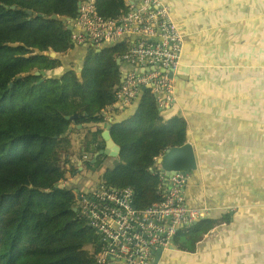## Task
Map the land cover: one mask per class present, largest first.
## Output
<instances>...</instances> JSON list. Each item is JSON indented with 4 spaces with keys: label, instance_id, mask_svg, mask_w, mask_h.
<instances>
[{
    "label": "trees",
    "instance_id": "16d2710c",
    "mask_svg": "<svg viewBox=\"0 0 264 264\" xmlns=\"http://www.w3.org/2000/svg\"><path fill=\"white\" fill-rule=\"evenodd\" d=\"M131 1L94 0V5L101 18L118 21ZM78 2L0 0V264H94L99 243L73 212L77 190L55 189L66 173L71 179L79 174L69 128L79 134L77 127H88L80 151L89 158L79 161L97 174L108 157L92 160L104 149L102 135L110 125L119 154L117 165L103 172L102 185L132 189L138 210L160 201L155 160L185 144V121L163 120L148 92L130 117L105 123L102 113L121 85L115 61L127 50L121 43L99 53L88 50L80 80L73 66L60 78L36 75L59 69L60 56L74 49L61 19L73 22ZM52 52L58 57L50 58ZM213 225L200 219L178 232L177 248L192 250L185 244L193 247Z\"/></svg>",
    "mask_w": 264,
    "mask_h": 264
},
{
    "label": "crops",
    "instance_id": "0c3cea01",
    "mask_svg": "<svg viewBox=\"0 0 264 264\" xmlns=\"http://www.w3.org/2000/svg\"><path fill=\"white\" fill-rule=\"evenodd\" d=\"M161 1L181 30L183 53L173 75L175 104L160 115L173 108L185 121L186 159H193L183 172L185 202L214 225L193 247L185 244L192 250L173 242L158 264H264V0ZM85 50L66 55L82 66ZM115 61L124 75L129 66ZM69 68L50 74L60 78ZM142 97L133 109L103 113L105 123L130 117ZM87 128L71 132L79 171L81 155L89 158L78 144ZM162 156L152 171L166 184L169 177L158 163ZM112 159L115 166L117 158ZM79 178L65 187H95L78 188Z\"/></svg>",
    "mask_w": 264,
    "mask_h": 264
},
{
    "label": "built area",
    "instance_id": "2783aa9c",
    "mask_svg": "<svg viewBox=\"0 0 264 264\" xmlns=\"http://www.w3.org/2000/svg\"><path fill=\"white\" fill-rule=\"evenodd\" d=\"M68 24L74 48L127 46L117 61L129 68L121 73L115 101L103 111L105 114L133 109L134 100L145 94L143 88L155 99L159 113L175 104L173 75L181 66L183 35L161 0H133L118 21L101 18L94 0H79L77 17ZM81 157L87 159L84 154ZM186 180L181 172L170 176L166 184L161 177L157 186L159 203L144 210L134 207L130 188L101 184L77 190L72 209L99 243L94 264H155L157 251L169 250L181 227L189 228L203 217L201 211L185 202Z\"/></svg>",
    "mask_w": 264,
    "mask_h": 264
},
{
    "label": "water",
    "instance_id": "95a60500",
    "mask_svg": "<svg viewBox=\"0 0 264 264\" xmlns=\"http://www.w3.org/2000/svg\"><path fill=\"white\" fill-rule=\"evenodd\" d=\"M11 9H14V7H11ZM27 14L31 15V12L28 11ZM50 19L55 20L56 16H51ZM61 20L63 22V25L66 27V29L71 32L72 28L68 24V20H65V19H61ZM89 48L90 47L87 46L85 51L87 52L89 50ZM102 50H104V48H100L99 50H96V52L99 53ZM49 56L52 59L58 57L53 52L50 53ZM76 73H77L76 74L77 79L80 80L81 79V69H79ZM36 75H40L43 79H47V78L52 77V74L45 73V72H39V73H36ZM147 89H149V88H147ZM142 91L145 92L146 88H143ZM170 110L171 111L160 115L163 120L168 121L171 118L176 116L173 112V108ZM102 115H103V113H102ZM75 117L76 116L74 115L73 118H75ZM76 129L81 130L82 127L79 126ZM109 129H110V125L105 128V131L102 135V138L105 142V147L102 151H100L97 155L94 156L95 159L98 157H101V156H106V157L115 158V159L118 157L119 148L117 146H115L113 144V142L110 140ZM71 132H72V128H69L68 133L70 134ZM186 153H187V150L185 149V145H183L180 148H173V149L166 151L163 154V156L160 159H158V163H160L162 170L166 171V177H170L171 175H174V174L179 173V172L183 173L184 171H186L189 168V164L192 163L193 159H191V161L187 160L186 159ZM63 178H64V181H67V180L69 181L71 179L69 173H66ZM57 188L64 189L65 183L63 182L60 185H58L57 187H55V189H57ZM73 212H75V211L73 210ZM180 230H183V227H181ZM161 254H162L161 250L157 251V253L155 254V259H154L155 264H158L159 259L161 257Z\"/></svg>",
    "mask_w": 264,
    "mask_h": 264
},
{
    "label": "rangeland",
    "instance_id": "374dc122",
    "mask_svg": "<svg viewBox=\"0 0 264 264\" xmlns=\"http://www.w3.org/2000/svg\"><path fill=\"white\" fill-rule=\"evenodd\" d=\"M71 56L72 55H70V54H68V55H64V56H60V61H61V67H63V66H65V67H71V66H73L74 67V69L77 71V70H79V69H81V64L79 63L80 61H76V60H74V59H72L71 58ZM68 59H70V61L68 60ZM81 60H82V63H83V59L81 58ZM60 67V68H61ZM70 69V68H69ZM68 69V70H69ZM67 70V71H68ZM66 71V72H67ZM66 72H64V73H66ZM63 73V74H64ZM62 74V75H63ZM72 130H73V128H72ZM77 130V129H76ZM86 134V133H85ZM85 134H84V136H85ZM79 141H81V143H82V140H79ZM78 141V142H79ZM79 144V143H78ZM80 145V144H79ZM72 146H73V144H72ZM73 151V150H72ZM67 158H69V157H67ZM73 164L75 165V166H77L76 165V162H74L73 161ZM117 165V164H116ZM115 165V166H116ZM82 166V165H81ZM114 167V163H113V159L112 158H110V157H108L106 160H104V162L102 163V167H101V170L99 171V173H97V174H94L93 172H91L90 170H87V169H84V168H82L81 167V169H80V171H79V176H80V178H79V182L78 183H76L78 186V188H81V187H89L90 186V184H92V186H100L101 184H102V180H101V178H102V174H103V172L105 171V170H107V169H112ZM82 180V181H81ZM70 181V180H69ZM64 183H66V184H68L69 182H68V180L67 181H63ZM74 188V187H73ZM76 189V188H75ZM77 190V189H76ZM78 190H80V189H78Z\"/></svg>",
    "mask_w": 264,
    "mask_h": 264
}]
</instances>
